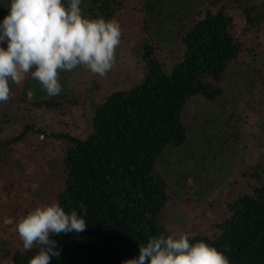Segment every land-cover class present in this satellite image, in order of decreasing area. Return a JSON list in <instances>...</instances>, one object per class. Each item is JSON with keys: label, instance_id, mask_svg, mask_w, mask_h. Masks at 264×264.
Segmentation results:
<instances>
[{"label": "trees", "instance_id": "16d2710c", "mask_svg": "<svg viewBox=\"0 0 264 264\" xmlns=\"http://www.w3.org/2000/svg\"><path fill=\"white\" fill-rule=\"evenodd\" d=\"M126 3L82 0L81 7L87 17L111 19ZM9 5L10 0H0V23ZM140 8L142 76L129 87L112 90L94 107L84 137L36 126L37 109L60 110L76 102L66 93V72L60 73L62 91L56 96L31 78L11 86L10 99L24 107V123L17 133L2 137L9 122L3 114L0 162L21 161L16 145L31 134L61 139L66 144L63 187L56 201L87 222L83 232L52 234L60 254L50 264H124L139 257L140 243L170 234L158 221L171 194L169 177L159 166L171 163L174 155L184 160L191 152L185 120L189 106H196L198 119L203 114L208 125L223 129L233 123L228 108H235L239 90L249 91L258 78L257 69L240 59L243 43L235 31L238 23L243 30L261 28L264 0H140ZM233 8L235 16L229 12ZM166 49L173 55L168 67L162 59ZM29 90L35 94L31 100ZM262 160L250 172L252 190L228 203L229 214L217 224L218 233L195 235L190 242L204 240L224 252L230 264H264ZM37 251H17L11 264H28Z\"/></svg>", "mask_w": 264, "mask_h": 264}, {"label": "rangeland", "instance_id": "374dc122", "mask_svg": "<svg viewBox=\"0 0 264 264\" xmlns=\"http://www.w3.org/2000/svg\"><path fill=\"white\" fill-rule=\"evenodd\" d=\"M126 1L125 8L114 18L122 31L115 66L103 77L80 67L66 72L65 90L76 102L60 110L37 109V127L47 133L84 137L90 129L94 107L112 90L140 80L143 66L137 49L144 36L140 0ZM236 11L229 10L233 16ZM235 34L243 43L240 59L257 69L258 78L251 81L249 91L239 90L235 108H228L233 123L223 129L208 125L203 114L198 119L196 106H189L185 120L191 129V152L184 160L174 155L171 163L165 161L159 166L169 177L171 194L158 221L171 235L215 236L217 224L229 214L228 203L252 190L250 172L264 158V22L258 30H243L238 23ZM172 57L169 50L162 53L166 67ZM23 108L11 99L0 105V121L4 113L9 119L2 137L21 129ZM43 136L31 134L16 145L21 161L0 162V264H11L14 254L25 250L15 222L37 205L57 202L56 195L63 187L66 144L59 138ZM177 154L181 157L182 151ZM5 217L13 218V225L5 226Z\"/></svg>", "mask_w": 264, "mask_h": 264}, {"label": "clouds", "instance_id": "9594fccd", "mask_svg": "<svg viewBox=\"0 0 264 264\" xmlns=\"http://www.w3.org/2000/svg\"><path fill=\"white\" fill-rule=\"evenodd\" d=\"M82 0H10L9 12L0 23V103L12 97V85L27 78L37 81L49 96L62 91L61 72L80 67L105 76L116 64L121 26L114 19L90 18L83 14ZM34 92H27L28 99ZM80 208L86 212L85 205ZM13 225L11 217L3 220ZM87 228L77 210L66 211L58 202L37 205L15 222L23 248L37 253L28 264H50L59 256L52 234ZM124 264H230L224 252L204 240L190 242L187 233L150 237L140 243L138 258Z\"/></svg>", "mask_w": 264, "mask_h": 264}]
</instances>
